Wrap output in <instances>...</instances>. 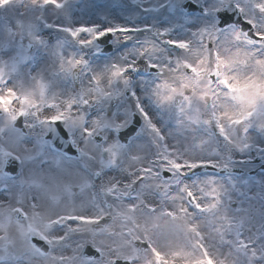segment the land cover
I'll return each instance as SVG.
<instances>
[{
    "label": "snow or ice",
    "instance_id": "obj_1",
    "mask_svg": "<svg viewBox=\"0 0 264 264\" xmlns=\"http://www.w3.org/2000/svg\"><path fill=\"white\" fill-rule=\"evenodd\" d=\"M0 264H264V0H0Z\"/></svg>",
    "mask_w": 264,
    "mask_h": 264
}]
</instances>
